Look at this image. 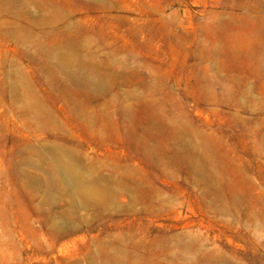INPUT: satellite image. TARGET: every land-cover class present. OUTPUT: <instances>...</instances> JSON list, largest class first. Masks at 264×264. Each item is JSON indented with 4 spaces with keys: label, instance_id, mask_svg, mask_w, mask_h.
I'll return each mask as SVG.
<instances>
[{
    "label": "rangeland",
    "instance_id": "1",
    "mask_svg": "<svg viewBox=\"0 0 264 264\" xmlns=\"http://www.w3.org/2000/svg\"><path fill=\"white\" fill-rule=\"evenodd\" d=\"M0 264H264V0H0Z\"/></svg>",
    "mask_w": 264,
    "mask_h": 264
},
{
    "label": "crops",
    "instance_id": "2",
    "mask_svg": "<svg viewBox=\"0 0 264 264\" xmlns=\"http://www.w3.org/2000/svg\"><path fill=\"white\" fill-rule=\"evenodd\" d=\"M22 222H25L26 225H23V226H18V231L21 232L23 235H25V238L26 239H36V237H40V231L38 230L37 226H36V220L35 218H33L32 216H27L26 217V220L25 221H22ZM22 222H19V221H13V223H22ZM4 232H7L9 234L12 233V225H8V226H5V231ZM29 250H35V249H29Z\"/></svg>",
    "mask_w": 264,
    "mask_h": 264
}]
</instances>
